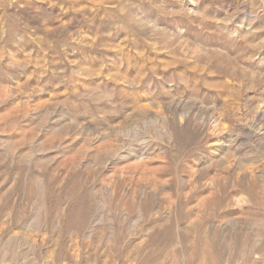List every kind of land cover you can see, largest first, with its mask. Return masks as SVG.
<instances>
[{
  "label": "rangeland",
  "instance_id": "1",
  "mask_svg": "<svg viewBox=\"0 0 264 264\" xmlns=\"http://www.w3.org/2000/svg\"><path fill=\"white\" fill-rule=\"evenodd\" d=\"M0 264H264V0H0Z\"/></svg>",
  "mask_w": 264,
  "mask_h": 264
}]
</instances>
